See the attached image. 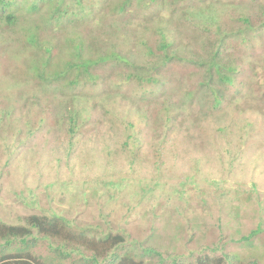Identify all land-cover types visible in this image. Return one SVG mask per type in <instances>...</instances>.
<instances>
[{
    "label": "rangeland",
    "instance_id": "rangeland-1",
    "mask_svg": "<svg viewBox=\"0 0 264 264\" xmlns=\"http://www.w3.org/2000/svg\"><path fill=\"white\" fill-rule=\"evenodd\" d=\"M125 1L85 0L88 16L83 6L62 10L58 26L28 0L13 25L0 18V217L23 226L30 217L58 215L76 234L91 225L97 235L86 231L88 238L113 231L136 248L147 244L148 231L136 233L153 226L157 204L167 200L184 218L154 219L168 236L152 243L163 264L202 254L214 264H239L215 251L221 240L212 233L220 226L226 249L238 253L242 234L259 225L264 231V0H129L120 9ZM85 48L82 60L76 57ZM166 54L177 57L167 61ZM215 63L220 76L209 69ZM88 68L98 76L65 91L69 76L48 82ZM70 98L80 128L72 138L59 123ZM192 156L203 157L201 169ZM106 163L129 177L130 187L93 193L82 185L108 173ZM209 176L223 181L204 182ZM152 181L161 183L143 188ZM249 182L255 191L246 190ZM258 235L255 242L264 243V233ZM36 238L33 256L54 264H87L82 257H92L76 243ZM11 254L3 264H18ZM142 260L156 264L157 257Z\"/></svg>",
    "mask_w": 264,
    "mask_h": 264
},
{
    "label": "trees",
    "instance_id": "trees-1",
    "mask_svg": "<svg viewBox=\"0 0 264 264\" xmlns=\"http://www.w3.org/2000/svg\"><path fill=\"white\" fill-rule=\"evenodd\" d=\"M28 1H29V4H37L38 6H41L43 17L46 19L47 23H53V25L55 26H58L56 25V23L60 22L61 20L60 16H62V19L65 18L64 15H61L62 10H65V12L66 10L69 12H75L77 10V7L79 8L80 6H83V7H86V12H84L83 15L88 16L92 12V11L87 12V10L91 8L85 5V0H67L68 3L66 2V0H59L60 3L58 0L56 1L49 0L45 3L43 1H46V0H28ZM23 2L24 0H0V18L1 19L3 18V21L7 22L8 25H13V23H16L21 17V14H20V17H18V13L21 12L22 10H25V11L27 10ZM128 2L129 0H126L124 2V5H122L120 9H123V7L127 5ZM105 5L109 6L108 0H106V4H104V6ZM98 10L105 12L104 11L105 8H96V11ZM244 21H247V18H244ZM0 25H1V22H0ZM62 27H65V25H63ZM60 29H61L60 27H56L54 31L57 32ZM166 47H168L167 44L162 45V48L165 49ZM82 51L83 50L77 51L75 53V54H78L76 57H79L81 59L82 56H84L87 53L86 48L84 49V52ZM148 53L152 54V51L148 50ZM79 54L81 56H79ZM176 57L177 56L174 54L173 56L166 54L165 59L167 61H170L171 59L176 58ZM98 64H95L93 68ZM50 66H52L51 63L47 65L46 68L49 69ZM209 69H215L219 76H220V73H222V65L218 63H215V65L210 64ZM230 70L231 68L228 71ZM91 71H92L91 68L90 69L88 68L87 70L79 69L77 72L73 69H69V72H67L68 74L66 73V75H63V78L57 77V78L48 80V82L51 83L52 81H59L57 83L60 84L61 83L60 81L65 82L66 80L65 78L69 76L70 78L69 81L66 80L63 86L60 85L62 86L61 89L65 91L66 88L68 87L70 88L77 84L86 83L87 80L88 79L91 80V78L95 79L96 76H98L96 74V72L98 71H96L95 73H92ZM84 76H87L88 79L87 80L84 79ZM226 80H228L227 77H226ZM21 97L24 98L23 96ZM215 99L218 101V104H219L220 100H218L216 97ZM74 102L75 101L71 98L68 100V102L63 106L66 110H64V112L61 111L60 120H59V123L66 124V126L68 127L67 131L70 134L71 138L75 136L80 129L79 119L77 116V109L75 107H70L71 104L72 106H74ZM57 109H60V108H57ZM13 113H14L13 111H5V112H2V115L7 117V116H12ZM75 131L76 133H74ZM209 157L210 156H208V158ZM193 159H194L196 166L199 169H201V165L204 160L203 157L196 156ZM111 165H112L111 163H106L105 167H106V170H109L108 173L101 171L102 173L95 176L93 181L91 182L87 181V183H84L82 185L88 187V189H92L93 193H97L95 191V188L97 187L110 186V189L112 188V190L114 191L116 190L118 191V193L121 192V189L123 187H130V186H127V184L130 181V178L123 177V176L121 177L122 171H119L118 169L116 170L112 169ZM89 166L90 165H84L85 169H88L86 171L88 175H89V169H91V167ZM77 174L80 175V173H77ZM191 176L192 178L194 177V175H191ZM121 178L128 180V182L125 184L126 181L122 182ZM217 181L222 182L223 180L219 178H215V177H210V176L209 178H205L204 180V182H208V183H214ZM115 182H121V184L118 186L115 184L114 186L113 184ZM160 183H155L154 181H152L151 184H149L150 186L143 185V188L144 189L152 188L155 185L160 184ZM250 183L251 182H249L248 185ZM246 190L255 191L256 184L251 183L250 188ZM83 191H84L83 200L87 201L86 191L85 190ZM108 191L109 190H106L105 192H108ZM101 193L102 192H98V195H100ZM201 193H204V192H201ZM244 193L247 198H252L253 196V194H248L246 193V191H244ZM114 199L120 200L121 193L120 195L116 196ZM175 214H174L172 205L167 200L160 201L157 204L156 210L152 214V218L150 219V222L152 221L151 224H153V226L149 225L145 230L141 229V231L140 230L138 231V234L136 233V235L141 236V232L148 231L147 239L145 241L148 245L145 244L144 241H142L141 244L136 248L127 246L125 244L124 237L121 235L114 234L113 231H109V232L105 231L106 232L105 233V232H102V230H100L101 231L100 233L101 235H103V237L100 235L98 239H96L95 236L94 238L93 236L88 238V236L85 235L86 231H92V230L94 231L91 225L85 226L82 232H79L78 234H76L77 232L75 228L71 226L72 222L69 219L63 218L58 215H52L49 217H41V218H39L38 216L30 217L27 219L26 224H24L23 226L17 225L14 223L12 224L6 223L0 217V245H1L0 246V264H3L5 263V261L9 260L6 258V256L7 254L12 255L11 254L12 252H14V255L16 257L15 260L16 262H18V264H54V262H50L46 257L33 256V254L31 253L29 246L34 245L35 242H37V238H36L37 235H39L45 241H49V242L50 240L51 241H62L66 243V245H72L76 243L75 249L79 253H81L82 251H91L92 257L90 256L91 254L87 256V258L85 256L82 257L83 261H85L84 263H87V264H141L143 261L142 260L143 258L145 259L147 257H152V256L157 257V261H155L156 264H163L164 262L163 256L160 254L158 250H156L154 246H152V243L157 242V240L161 241L163 239H166L168 236L161 233L159 229L156 228V221H161V222L163 221V223L169 224L170 221H174V219H178L177 217L184 218L182 216L183 213L181 214L180 212L179 213L176 212ZM187 220L188 221L186 223V227H188L190 231H195L196 228H192L193 225L191 221L189 219ZM86 223L87 222L83 223L82 225ZM176 225H178V223H176ZM218 228H219L218 232L217 231L213 233L211 232L213 234V235L211 234L213 238L218 237L221 240V242H219L220 243L219 247L215 251H220L224 253V255L227 257H230L229 254H232V257L236 258L239 264H258L255 259L257 257V253L260 252L264 248V243L255 242L257 238L255 236L258 234L261 236V234L264 233V231L261 228V225H259L258 228L254 229L249 234L241 235L239 244H238L239 246L241 245V250L238 253H236L237 251L229 252V249H226L227 242L223 241L224 232H221L223 229L220 226H218ZM95 234L97 235V233ZM202 235H203V232L201 233V237ZM193 237H195V234ZM172 243L173 241L171 242V245H173ZM14 245H16L15 251H13ZM261 256L264 257V252L261 254ZM62 257L66 259L68 256H66L65 254H62ZM180 258L181 257L177 255V257H174V259L171 261L170 264H212V263L214 264L215 263V260H213L207 254L198 255L196 256L195 259L191 258L189 262H185V261L183 262V260H180ZM222 261H223L222 259H218L217 264H222L223 263Z\"/></svg>",
    "mask_w": 264,
    "mask_h": 264
}]
</instances>
